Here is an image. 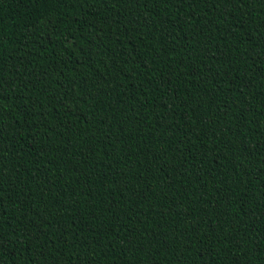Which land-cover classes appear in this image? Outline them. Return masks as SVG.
Instances as JSON below:
<instances>
[{"label": "trees", "instance_id": "16d2710c", "mask_svg": "<svg viewBox=\"0 0 264 264\" xmlns=\"http://www.w3.org/2000/svg\"><path fill=\"white\" fill-rule=\"evenodd\" d=\"M0 264H264V0H0Z\"/></svg>", "mask_w": 264, "mask_h": 264}]
</instances>
